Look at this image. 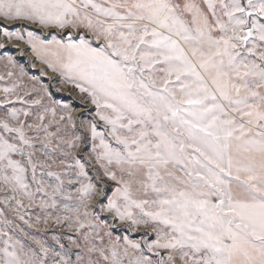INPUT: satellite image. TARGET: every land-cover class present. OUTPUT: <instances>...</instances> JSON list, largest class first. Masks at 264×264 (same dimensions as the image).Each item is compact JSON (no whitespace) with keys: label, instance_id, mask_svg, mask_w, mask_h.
Returning <instances> with one entry per match:
<instances>
[{"label":"snow or ice","instance_id":"6c2138e0","mask_svg":"<svg viewBox=\"0 0 264 264\" xmlns=\"http://www.w3.org/2000/svg\"><path fill=\"white\" fill-rule=\"evenodd\" d=\"M6 21L67 30V38L12 31ZM0 34L25 41L95 106L103 130L95 120L80 127L103 177L116 183L96 207L149 230L140 241L113 237L91 211L106 192L75 156L87 137L75 134L69 106L52 101L47 86L37 89L36 78L29 88L8 56L14 81L0 89L3 202L23 220L21 210L42 194L41 212L62 205L73 214L55 223L66 221L79 237L69 236L59 253L31 237L37 251L10 235L5 219L0 264H264V0H0ZM57 152L61 166L75 161L63 169L76 170L75 196L64 193L56 161L47 163ZM51 218L38 215L35 224Z\"/></svg>","mask_w":264,"mask_h":264},{"label":"rangeland","instance_id":"374dc122","mask_svg":"<svg viewBox=\"0 0 264 264\" xmlns=\"http://www.w3.org/2000/svg\"><path fill=\"white\" fill-rule=\"evenodd\" d=\"M7 24L10 30L12 31H21L25 32L27 30L35 31L39 33L43 39L50 40L53 34H56L58 38H67L66 33L60 32L57 29H44L39 25L30 24L24 21H11L4 22ZM23 25V27H22ZM13 42V43H12ZM0 44L4 46L0 48V76H3L4 79L0 80V89L5 86H10V84L14 81L13 77L7 76V69L5 68L6 57L11 56L15 62L17 67L13 69V71L19 70V67H23L26 73L24 77V83L31 88L33 86V81L31 78H36L35 87L39 89L40 85L47 86L49 93L51 94L52 101H59L61 103L67 104L69 106L70 114L73 116V120L77 125L75 130V134H79L81 136L87 137V146L84 144L81 145L80 148L74 150L75 156L81 162L85 163V170L88 172V176L91 178L92 182L99 189L101 187L104 188L106 192V196L101 198L97 197L92 201L91 211L99 213L100 220L105 221L109 225V231L112 232L113 237L120 236L123 237L127 235L131 240L140 241L144 238V233L149 231L143 227L136 228L132 230L129 228V223L127 221H120L118 218L114 216V213H110L107 211L100 212L99 208L96 207L101 200L103 203H107V196L112 194L113 189L116 187V183L114 181L109 180L107 177H103L102 170L99 169V165L96 163L94 157L91 155V136L90 133L85 129L80 127L81 122H87L95 120L98 124V128L103 130V122L99 121L98 117L95 116V106L91 104L90 101H85L82 95L79 93L77 89L71 83H63L61 77L58 73L53 72L51 69L47 67L40 59L37 58L36 54L31 50V46L28 45L25 41H17L15 39H6L2 34H0ZM39 64H43L40 65ZM52 73V74H51ZM3 98V93L0 92V99ZM33 98L34 95H33ZM13 105H10V107ZM15 107H21L20 103H15ZM6 108L0 105V118H2L6 112ZM65 114L66 113H59ZM35 118V113L33 114L32 119ZM31 120H29V123ZM66 122V121H65ZM54 130V129H53ZM29 135H34V133H29ZM37 148L39 145L37 144ZM41 159H45L42 153H38ZM19 159L20 157H15ZM64 159V156L57 152L54 155H51L50 159H47V163L52 164V160H55L56 163L52 164L53 171H60L62 173V178L64 179V193H72L75 196L76 189L80 186V181L76 178L75 168L68 172L64 173V167L68 165H75V161L70 157L65 160V164L63 166L60 165V161ZM44 172H47V169H44ZM99 173L101 179L97 180V174ZM38 178H42L47 184H55V180L53 178L48 177L46 174L41 177V172L37 170ZM29 181H31V173L29 172ZM35 186L33 185V190ZM5 193L0 191V211L3 212V216H0V229L4 228V220L7 219L11 221V224L8 226L7 231L10 235H12L16 239H21L26 245L39 250V246L35 243L31 237H35L36 240H39L44 243L45 247H48L52 250L53 253L61 252L60 245L63 244L68 247V237L71 236L74 239L79 237V233L73 229H70L68 223L66 221L57 224L55 223L54 217L59 215L61 217L72 215V212L65 211L61 205L59 209H49L48 213L52 214L51 219H49L48 225L35 224L36 217L38 215H48V213H42L38 201L41 198L42 194L38 195L37 203L33 205L32 208H24L21 212L24 215V219L21 220L19 216L15 214L14 208H8L5 206L3 202V197ZM8 195H11V191L9 190ZM67 203L70 207H75L79 204V201L73 199L71 201L63 199V197H58V203ZM25 203H27L25 201ZM84 209L81 208L82 212ZM25 221H29V223H25ZM23 230V231H21ZM27 233V236L24 235ZM103 234V233H102ZM54 237L59 239V243ZM148 239H154V236H148ZM105 241H107V237H105ZM2 246V243H0ZM73 253L76 249H72ZM148 255V253H145ZM75 259V256H72ZM155 259V257H153Z\"/></svg>","mask_w":264,"mask_h":264},{"label":"bare ground","instance_id":"6f19581e","mask_svg":"<svg viewBox=\"0 0 264 264\" xmlns=\"http://www.w3.org/2000/svg\"><path fill=\"white\" fill-rule=\"evenodd\" d=\"M12 43H13V42H12ZM40 65H43V64H39V66H40ZM51 74H52V73H51Z\"/></svg>","mask_w":264,"mask_h":264}]
</instances>
